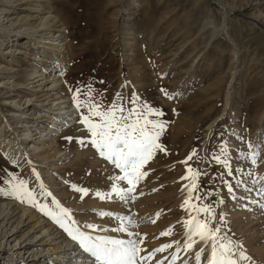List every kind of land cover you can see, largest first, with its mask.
Here are the masks:
<instances>
[{
  "label": "rangeland",
  "instance_id": "obj_1",
  "mask_svg": "<svg viewBox=\"0 0 264 264\" xmlns=\"http://www.w3.org/2000/svg\"><path fill=\"white\" fill-rule=\"evenodd\" d=\"M218 2L228 9H223ZM40 3H49L45 7L65 16L61 23L66 25L63 26L66 27L65 39L71 53L67 57L74 58V66L79 71L70 75L73 79L70 77L65 94L76 112L71 124L56 139L65 157H50L44 165L25 154L21 161L12 145L13 137L20 134L16 132L20 130L16 128L18 118L10 117L13 109L1 100L2 93L10 90L9 85L0 92V210H3L0 218L19 205L43 215L29 203L14 197L12 184L19 180L26 182L38 203L52 207V197L41 194L40 183H43L47 191L59 198L62 207L77 215L72 218L75 222L79 213L90 211L70 207L74 197L82 201L98 197L97 192L111 191L109 176L116 175L118 170L87 143L88 134L79 123L81 112L72 99L79 89L81 101H94L105 109L115 101L123 107L125 115L132 108L143 112L145 104L163 112L162 117L149 116L148 119L166 122L159 142L167 154L155 153L144 166L142 170L147 175L131 193L134 199L125 202L112 195L110 200L118 206L119 213L108 205L94 208L95 212H112L113 216L106 217L116 220L114 228L120 225L119 218L125 217L127 230L138 234L131 238L142 239V256H148L163 245H172L155 252L146 264H196L194 253L183 251L184 228L180 223L182 218H189L180 207L188 197V192L182 189L191 183L194 174L186 173V167L200 170L192 195L198 192L200 202L215 210L213 224L221 226L218 235L233 242L237 257L241 250L249 257L240 264H264V228L257 220L264 218V30L261 28H264V0H48ZM41 9H35L37 13L33 14L28 12L38 19ZM9 10L1 11L2 26L8 25L6 19L14 20L26 14L18 6ZM53 13L48 15L57 21L56 30H62ZM0 30V68L8 73L33 68L35 63L30 55L33 43L47 42L43 39L48 31L40 28V34L27 37ZM17 30V34L21 32ZM13 50H16L15 62L9 54ZM133 96L137 98L135 103ZM80 140L85 143H79ZM74 152L89 153L79 167L69 165L70 153ZM255 153L258 156L253 165L249 157ZM190 154L192 158L183 163ZM213 156L220 157L221 161L226 159L232 174L229 175L223 163L218 164ZM34 172L42 178L40 182ZM185 175L188 179H181ZM224 181L232 187L231 194ZM117 184L127 187L124 182ZM74 188L87 189V195L82 196ZM15 211L8 213L10 219L0 220V223L4 219L10 223L4 224L6 228L16 225L20 213ZM221 213L223 221H220ZM101 218L98 216L99 220ZM200 218H204L203 214ZM31 225L23 226L17 239L28 232ZM170 228L169 235L161 234ZM109 235L102 236L129 238L125 233ZM9 241L0 235L1 248L7 249ZM237 245L242 247L237 248ZM177 246L181 248L179 252ZM6 256V252L0 254V264H8ZM202 259V264H207L203 256Z\"/></svg>",
  "mask_w": 264,
  "mask_h": 264
},
{
  "label": "bare ground",
  "instance_id": "obj_2",
  "mask_svg": "<svg viewBox=\"0 0 264 264\" xmlns=\"http://www.w3.org/2000/svg\"><path fill=\"white\" fill-rule=\"evenodd\" d=\"M47 1L48 0H0V15L1 11L3 12V10L6 9L15 10L17 6L26 13L25 16L15 17L14 20L13 18L6 19V24L8 23L7 26H2L0 24V29H2L4 32L11 31L15 33V36L24 35L27 37H33V35L36 33L40 34V28H45V30L48 31V36L43 39L47 42H42L40 40L36 43H33L34 46L31 50L33 52L30 54L33 57L35 63L33 68L30 67L23 71L17 70L13 73H10V71L8 73V71L4 68H0V92L6 85H9L10 89L2 93L4 97L3 99L1 97V100L4 103H8V107L11 108V110L13 109V111L9 110L13 112L10 117L18 118L16 121L18 127L16 128H20L19 131H16L20 134H17L18 136H16V138L13 137L12 140V145L15 146L14 151L17 150L16 156H19L22 161L23 158L26 157L25 154H27V156L30 155V157L35 159L36 162H38L37 160H40L44 165H46L50 157L61 159L66 156L65 153H62L63 150H61L56 143V139L62 134V132H64V130L74 119V113L76 110L73 108L70 97L67 95L69 97L68 98L65 93L69 90V84L71 81L69 79L72 78L70 75L75 71H78L76 70V66H74L76 65V63L73 61L74 58L72 57L70 59L67 57V55L70 53V48H67L68 42L66 41L67 38L65 39L66 29L64 28L66 27H63L65 24L62 26L61 23L63 22L62 19L64 15L61 16L60 14H55L49 7H45L49 6V3L48 5H43L40 3H47ZM220 6L223 9L227 8V6L222 4H220ZM39 7L42 8V13L40 12L41 17L38 19L36 17H32L33 15L31 16V13H37L35 9L39 10ZM28 11L32 12L30 13ZM52 13L55 14L53 17L58 20L61 28H63L62 30H56L58 27L56 25L57 21L54 22V20L50 18L52 15H48ZM51 28L53 29L50 30ZM17 29L21 31L18 32V34ZM51 31H55L56 35H54L55 32L50 33ZM25 44H27V42ZM15 51L16 50H13V52L9 51V54H11L10 57L12 58L11 60L14 62L16 59V54L14 55ZM8 75H10V77H8ZM25 109L28 110L24 111ZM4 151L5 150H3L2 153L5 154L6 151ZM82 153H70V157L68 159L70 167H72V165L79 167L81 163L85 161L84 159L89 156H87V154H89L87 152V154H84V152ZM13 156H15V153ZM104 171H106V169H104ZM40 172L42 175V171ZM46 181H48V179ZM49 186L51 188V185ZM262 194L263 193H261V196ZM63 195L65 196L66 194ZM58 200L59 198L57 201ZM100 205H108V208H112L115 212H117L116 208H118V206L116 207L113 200L108 199L103 202L98 197L93 196L82 201H77V198L74 197L73 201L71 202V206L69 205L70 207H76V210L79 211L89 210L93 215L91 216L90 212L82 215L79 213L80 216L75 219L77 222V227L93 236H102L108 233L111 234L109 236L114 234L112 237L117 234L122 235L123 233L112 231L114 226L117 225L116 220H111V218L109 219L106 216H101L99 215L100 212L94 211V208L99 209ZM7 206H9V204ZM18 207L9 211L10 213L8 212L9 215L13 211L16 212L15 210L18 211V214L20 213V215L17 217V223L15 226L12 227V225H9L8 228L5 227V225L9 223L7 220L10 219L8 213L2 217L7 218V220L4 219V221L0 223L1 237L3 239L5 238L6 242L8 239H10V241L7 243V249L5 247H0L1 255L5 254V252L8 254V256L5 257L8 264H93L92 258L84 253L83 250L80 249L79 246L74 241H72L58 225L54 224L52 221H50V219L48 220V217L46 218L44 215L41 216L35 211L30 212L28 208H23L20 205ZM11 208L12 207H10V209ZM1 214H3V210H0V216ZM71 216L72 218L77 217V215L74 214H71ZM98 216H101L102 218L99 220ZM94 217H97L96 221L93 220ZM2 218H0V220ZM262 219L264 218H257L259 223H262L263 225L261 228H264V220ZM25 220H27V223ZM29 223L32 224L29 226L30 230L22 235L27 236V241L23 240L22 236L17 239L20 229ZM86 224L96 225V230L93 231L91 229L85 228L84 225ZM126 225L129 227L128 224ZM4 227L6 229L2 231V228ZM110 228L112 229L110 230Z\"/></svg>",
  "mask_w": 264,
  "mask_h": 264
},
{
  "label": "snow or ice",
  "instance_id": "obj_3",
  "mask_svg": "<svg viewBox=\"0 0 264 264\" xmlns=\"http://www.w3.org/2000/svg\"><path fill=\"white\" fill-rule=\"evenodd\" d=\"M79 89L73 93V103L78 112H81L79 123L83 125L88 134L87 143L91 148L95 149L99 156L111 164L118 173L114 176H109L112 181L111 191L96 195L101 200L111 199L115 194L122 201L134 199L131 196L136 190V186L144 178L147 173L142 169L153 159L155 153L162 152L165 155L167 151L159 142L161 135L166 130V122L162 120L148 119L149 116L162 117L163 112L158 109H153L148 105H143L144 111L137 112L132 108L127 115L124 114L122 106H118L115 101L111 107L103 108L94 101H81L78 97ZM165 96L168 93L161 89ZM90 95V93L88 94ZM119 96V94H117ZM170 99L171 97L168 96ZM133 96V103L136 101ZM86 109V112L84 111ZM135 117V119H132ZM85 143L84 140L78 141ZM222 151L224 146H222ZM258 153L251 154L250 159L253 165L256 164ZM190 154L183 163L190 160ZM216 162L223 163L224 169L231 175V169L227 160L221 161L220 157L213 156ZM193 172L192 181L186 185L182 191L188 192V197L184 199L180 205L181 209L188 213L187 219H181L180 223L184 228V243L183 251L186 253H194L196 264H202V256L206 259L207 264H240V261H247L249 257L244 251H239L238 257L233 251V242L226 240L225 237L218 235L221 232L220 224H213L215 220V210L210 206L200 202L199 193L192 195L193 190L197 188L196 177L200 175V170H193L191 167H186V173ZM37 182H40V177L37 173ZM187 180L188 176L181 177ZM117 182L126 183L127 187L118 186ZM228 192L232 193V187L224 181ZM41 194L45 197H52L51 205L40 204L35 198V194L28 188L23 180L12 184V194L22 203H29L37 211L47 216L54 224L58 225L68 237L74 241L80 249L83 250L89 257L92 258L93 264H146L147 259L155 252H162L165 248L172 247L171 244H166L158 249H154L153 253L148 256H142L143 251L140 248L141 240L132 239L134 234L127 230V225L124 223L125 217H120V225L113 228V232L125 233L129 238L127 240L114 239L105 236H93L86 231H82L76 227V222L72 219L70 210L64 208L56 200L51 192L45 189L43 183H40ZM80 192L82 196L87 195L88 190L85 188H74ZM193 201H196L195 203ZM223 203V201H219ZM264 207V206H262ZM194 213V215H193ZM201 214L204 218L201 219ZM101 216H113L112 212H100ZM224 220L223 213L220 214V221ZM71 222V223H69ZM131 223V218H128ZM85 228L96 230V225L86 224ZM171 228L161 233L169 235ZM237 248L242 246L237 245ZM181 248L177 246L176 251ZM205 253H207L205 255ZM177 259L173 255V261ZM159 264V262H158Z\"/></svg>",
  "mask_w": 264,
  "mask_h": 264
},
{
  "label": "water",
  "instance_id": "obj_4",
  "mask_svg": "<svg viewBox=\"0 0 264 264\" xmlns=\"http://www.w3.org/2000/svg\"><path fill=\"white\" fill-rule=\"evenodd\" d=\"M256 25H258L257 23H256ZM262 28V30H264V28L263 27H261Z\"/></svg>",
  "mask_w": 264,
  "mask_h": 264
}]
</instances>
